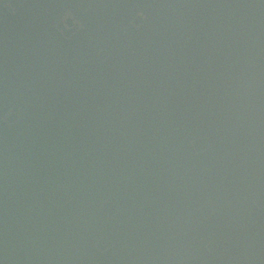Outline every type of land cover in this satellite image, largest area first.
<instances>
[{
    "label": "water",
    "instance_id": "95a60500",
    "mask_svg": "<svg viewBox=\"0 0 264 264\" xmlns=\"http://www.w3.org/2000/svg\"><path fill=\"white\" fill-rule=\"evenodd\" d=\"M0 264H264V0H0Z\"/></svg>",
    "mask_w": 264,
    "mask_h": 264
},
{
    "label": "clouds",
    "instance_id": "9594fccd",
    "mask_svg": "<svg viewBox=\"0 0 264 264\" xmlns=\"http://www.w3.org/2000/svg\"><path fill=\"white\" fill-rule=\"evenodd\" d=\"M70 15V14H69Z\"/></svg>",
    "mask_w": 264,
    "mask_h": 264
}]
</instances>
